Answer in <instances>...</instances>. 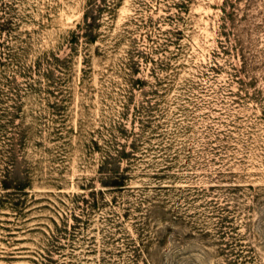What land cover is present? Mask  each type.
Instances as JSON below:
<instances>
[{"label": "rangeland", "instance_id": "rangeland-1", "mask_svg": "<svg viewBox=\"0 0 264 264\" xmlns=\"http://www.w3.org/2000/svg\"><path fill=\"white\" fill-rule=\"evenodd\" d=\"M0 264H264V0H0Z\"/></svg>", "mask_w": 264, "mask_h": 264}]
</instances>
